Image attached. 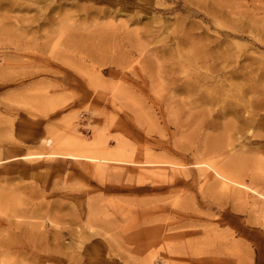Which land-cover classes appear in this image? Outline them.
<instances>
[{
	"label": "rangeland",
	"instance_id": "rangeland-1",
	"mask_svg": "<svg viewBox=\"0 0 264 264\" xmlns=\"http://www.w3.org/2000/svg\"><path fill=\"white\" fill-rule=\"evenodd\" d=\"M0 264H264V0H0Z\"/></svg>",
	"mask_w": 264,
	"mask_h": 264
}]
</instances>
